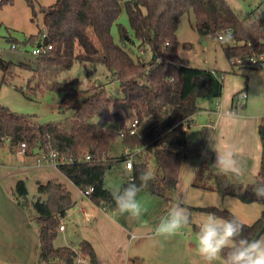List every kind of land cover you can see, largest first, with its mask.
Wrapping results in <instances>:
<instances>
[{"label":"trees","instance_id":"16d2710c","mask_svg":"<svg viewBox=\"0 0 264 264\" xmlns=\"http://www.w3.org/2000/svg\"><path fill=\"white\" fill-rule=\"evenodd\" d=\"M14 2L0 0V12ZM25 2L38 32L25 38L23 44L34 48L44 42L51 48L36 56V64L13 63L0 54L2 85H12L18 71L39 74L43 64L70 69L79 62L94 69L105 66L112 79L120 83L124 96L115 99L104 89L96 90L75 108L74 120L66 127L40 123L34 115L20 114L0 105V146L8 142L14 152L24 143L44 154L57 152L59 156H66L71 163L59 164L58 170L92 203L107 211L116 210L105 181L106 173L115 167L124 179L121 186L138 177L140 171L151 170L154 179L144 190L165 197L167 191L177 188L189 151L185 128H190L192 118L202 111L198 101L220 99L223 95L224 73L193 68L179 57L177 34L181 17L192 13L202 37L216 35L219 39L230 30L231 44L219 40L235 68L257 69L251 66L249 59L264 52V11L242 15L228 0H55L48 7L41 6L40 0ZM123 10L129 17L131 32L118 24ZM39 16H42L43 30L38 24ZM115 25L120 44L112 34ZM4 40L17 49L19 42L11 34ZM136 42L141 52L149 49L156 60L145 61L140 57L134 61L131 53ZM36 87V91L17 86L15 89L25 98L34 100L32 95L37 96L44 90L42 85ZM233 100L234 97L230 111ZM95 118L100 122H94ZM128 121L130 124L126 125ZM134 121L137 125L132 134ZM102 122L117 124L118 130L106 128ZM258 134L262 154L260 169L253 181L244 182L239 176L221 174L212 166L213 153L206 152L191 183L194 188L233 197L243 204L262 205V215L257 221L250 225L243 223L242 235L248 238L254 237L264 222V200H258L252 191L254 184L264 182V122L259 125ZM125 149L132 153L140 150L133 158L130 174L121 168L126 158ZM38 185V196L31 204L24 180L16 182L11 196L30 212V220L37 226L42 261L76 264L82 259L98 264L95 250L88 241H82L77 249L54 245L60 232V220L76 202L68 187L58 179ZM89 189H92L90 194ZM191 209L215 214L219 219L236 218L231 211L217 207Z\"/></svg>","mask_w":264,"mask_h":264},{"label":"rangeland","instance_id":"374dc122","mask_svg":"<svg viewBox=\"0 0 264 264\" xmlns=\"http://www.w3.org/2000/svg\"><path fill=\"white\" fill-rule=\"evenodd\" d=\"M52 2H54V0L40 1L41 6L45 7L51 6ZM228 2L232 8L242 15L254 11H264V0H228ZM9 16L14 19L16 14L8 13L7 17L9 18ZM39 18L38 24L43 30L42 16H39ZM30 23V29H24L22 32L12 31L11 28H9L11 26L6 22L0 23V54L6 60L12 61L13 63H37L38 58L31 53L32 47L23 44L25 38L31 36H29V34L36 33L37 35V24L33 22ZM118 24H121L126 30L131 32L129 17L125 10L122 11L118 19ZM10 34L19 42L17 49L12 48V44L4 40V38L7 36L9 37ZM112 34L115 42L120 44L119 31L116 25L112 29ZM177 35L179 41L178 55L184 63L193 68L224 73L223 95L220 99L201 98L198 101V105L202 108V112L193 118L192 127L187 131L189 151L181 168L178 186L173 190L167 191L165 197L154 196L146 190H142L138 195V199L147 209V213L139 223H147L149 230L154 229L159 216L163 213L164 205L169 200L179 197L184 202V205L189 208L191 213L190 223L174 235L161 237H164L160 242L161 253L163 256H170L178 260L192 259L195 264H204L195 251V245L199 224L208 214L191 208L217 207L219 209L229 210L235 216L239 214L242 219L250 217L252 212L248 210V204H238L237 201H235V203H223V205H221L222 207H219L217 203L214 204L215 201L218 202V199L211 196H218V193H205L191 186L193 170L195 167L197 168L199 162L197 159L203 154L204 147L209 144L214 134L212 129H203L202 127L207 124L210 125L211 121L213 124H216L215 120L220 113L230 112L232 98L237 93L246 90L248 94L246 106L237 113L234 112L243 122L237 123L234 126H229L228 128L222 125L220 130L231 133L230 146H232L234 150L236 147L240 148L243 146L245 150L250 151V156L256 162L257 168L258 164L260 168L261 143L258 134V125L264 122V91L259 92L255 87H250L249 81L255 83L258 74L264 71V64L258 69L233 67L231 61L226 57L222 49L221 41L216 35L202 37L199 34L195 24V17L192 13H186L181 17ZM185 45H189V48H186ZM131 57L134 61H138L140 57L142 60L150 61L151 58H153V54L149 49H145L144 52H141L139 43L136 42L132 47ZM44 60H46L45 57L43 58V61ZM17 73L19 75L12 82V85H2V76L0 74V105L6 106L12 111L20 114L34 115L40 123H54L62 127L70 125L75 117V108L81 105L96 90L104 89L115 99H122L124 96L120 83L112 79L111 74L103 65L94 69L88 64L76 62L70 69H63L54 66L45 67V64H43L39 74L31 73L27 70L18 71ZM241 79L244 81V84ZM37 84H39V86L42 85L44 90L39 92L37 96L32 95L34 100L25 98L20 91L15 89V86H17L26 90L36 91L38 89L36 87ZM258 118L259 123L256 125V119ZM94 122L99 123L100 121L98 118H95ZM101 124L106 128L115 131L118 130L117 124L107 122H102ZM129 124L130 121L126 123V125ZM196 124L203 125H199L200 128H195ZM204 130L208 131L209 136L207 138H205L203 134ZM220 138L221 137L218 135V139ZM29 147L30 146L27 145L28 149ZM37 154V150L34 149L33 155H28L27 157L25 155H19L16 152H12L10 144L6 142L3 146H0V164L10 167L11 173L14 170L21 171L23 169H31V166L36 165V159L38 158ZM121 168L124 171V165H122ZM151 168H153V166H151ZM37 172L47 176L50 180L58 179L71 191L76 205L69 210L64 222L60 220L59 224L62 225L64 223L67 232L65 234L58 232L54 245L56 247H75L76 243L74 239L76 235L74 231H83L85 227L91 226L90 223L87 222L88 219H86L83 210L90 214L91 210L96 206H94V203H91L88 196L74 186L73 183L54 166L40 167ZM125 173L130 174L129 172ZM6 177L7 176L3 175L4 179H6ZM239 177L244 182L250 181L243 175ZM22 180L27 184L29 192L27 200L31 204L38 196V183H46L47 181H42L38 179V177H27ZM105 181L106 187L112 192L121 186L124 179L118 168L115 167L106 173ZM218 197L221 199L220 196ZM23 211L30 219V212L24 209ZM118 217L120 219H127L126 216L120 214H118ZM89 220H91V218ZM255 221L256 219L252 223ZM91 222H93V220H91ZM137 223L131 222V225L136 226ZM78 246L79 243L77 244V247ZM168 246H170V248H168ZM171 247L173 255L171 253ZM39 252L40 251L35 250V254L37 255L30 264H45L40 256H38ZM80 260V263L83 264L84 260ZM86 264H89V262L87 261ZM215 264H223V259H218Z\"/></svg>","mask_w":264,"mask_h":264},{"label":"crops","instance_id":"0c3cea01","mask_svg":"<svg viewBox=\"0 0 264 264\" xmlns=\"http://www.w3.org/2000/svg\"><path fill=\"white\" fill-rule=\"evenodd\" d=\"M54 2H52V4ZM8 13L16 14L15 18L12 19L10 16L8 18ZM31 17V9L25 0H15L13 5L6 6L0 12V23L6 22L11 26L9 28H11L12 31L22 32L24 29H30V22H32ZM35 34L36 33H32L29 34V36ZM0 74L2 76L1 72ZM240 122H243V120L239 118L228 121L224 119L222 113H220L215 120L216 124H213L211 121L210 125L207 124L202 127L203 129H212L214 131L209 144L204 147V152L213 153L212 166L215 167L214 162L216 159V151L214 149L222 151L225 146H230L231 133L220 130L221 126L223 125L225 128H228L229 126H234ZM258 123L259 118L256 119V125ZM199 125L196 124L195 128H200ZM191 127L192 126H190L189 130ZM203 134L205 135V138L209 136L207 130H204ZM218 135L221 137L220 139H218ZM260 146L262 154V145L260 144ZM35 150H37L38 154L40 153L38 149ZM235 151L238 153L237 159L241 162L244 168L242 175L247 177L250 181H253L259 172V164L257 168L256 162L250 156L251 152L245 150L243 146L240 148L236 147ZM14 152L27 157L28 155H33L34 149L29 147L24 153H20L18 150ZM204 152L202 155L206 153ZM202 155L197 159L199 162L197 168L195 167L196 170L195 168L193 170V177L200 165L202 160L200 157H203ZM44 166L48 167L51 165L36 164L35 166H31V169H23L21 171L14 170L11 173L10 167L0 164V264H30L34 261L37 255L35 254V250L40 251L37 226L29 219L19 204L12 198L11 190L17 181L27 177H38V179L42 181L50 180L47 176L37 172L38 168ZM3 175L7 176L6 179L3 178ZM198 191H203L205 193L210 192L201 189H198ZM211 196L218 199V202L214 200V204L217 203L219 207H222L221 205H223V203H235V201H237L238 204H243L233 197H223L218 195L221 198L219 199L217 195ZM94 206L96 205L94 204ZM247 208L252 212V215L247 219H242L239 214H236L233 210L232 211L236 214L235 217L239 221L250 225L255 219L257 221L261 217L263 206L257 203H252L248 204ZM83 213L86 219H88L87 222L90 223L91 226L85 227L83 231H74L76 235L74 239L76 246L69 247L77 249L78 243L80 244L84 240L88 241L92 244L95 250L98 264H195L192 259L178 260L170 256H163L161 253L160 242L164 237H156L154 229L149 230L147 223L141 224L138 222L136 226L131 225V222L128 219H120L118 217L119 213L117 210L110 212L98 206L94 207L90 214L85 210H83ZM90 218L93 222L89 220ZM65 219L66 217L61 221L64 222ZM62 225H64V223ZM66 232L67 229L64 225V231H61L60 233L65 234ZM168 248H170V246H168ZM171 253L173 255L172 247ZM38 256H40V252L38 253ZM87 261L88 260H84V263L86 264Z\"/></svg>","mask_w":264,"mask_h":264},{"label":"clouds","instance_id":"9594fccd","mask_svg":"<svg viewBox=\"0 0 264 264\" xmlns=\"http://www.w3.org/2000/svg\"><path fill=\"white\" fill-rule=\"evenodd\" d=\"M259 14L257 22L259 21ZM231 34L226 39H231ZM242 83L244 81L241 79ZM250 87H255L259 92L264 91V71L258 74L255 83L249 81ZM224 119L232 121L238 119L236 113H222ZM216 151L215 167L221 174L240 176L244 172L237 153L232 146H225L221 151ZM139 180V183L136 180ZM154 179L151 170H142L138 177L130 179L125 186L112 191V199L118 213L133 223L141 222L147 209L138 199L139 193L149 186ZM253 194L258 200H264V182L254 184ZM191 213L189 208L179 198L169 200L163 208L155 224L156 237H167L176 234L190 223ZM245 225L237 218L219 219L215 214H208L199 224L196 237L195 251L204 264H215L218 259H223V264H264V232L252 238L243 236Z\"/></svg>","mask_w":264,"mask_h":264},{"label":"built area","instance_id":"2783aa9c","mask_svg":"<svg viewBox=\"0 0 264 264\" xmlns=\"http://www.w3.org/2000/svg\"><path fill=\"white\" fill-rule=\"evenodd\" d=\"M226 33L227 34L230 33L232 38L231 39H226V35H227L226 34L225 36L224 35L220 36L219 39L225 41L226 43L231 44L232 43V39H233L232 33H231L230 30H227ZM12 47L15 48V46H12ZM50 48H51V46H48V45H46L43 42L39 46H35L34 48H32V52L31 53L34 56H39L42 53H44L47 50H49ZM249 62L251 64V66L261 67L264 64V52L254 56L252 58H250ZM238 63H240V62L238 61ZM247 97H248V94H247L246 90L237 93L234 96V100H233V110L230 111V112H236L237 113L238 111L243 109L246 106ZM136 125H137V121H134L132 123V125H131V127H132L131 128V133L132 134L135 131ZM185 129L189 130L188 127H186ZM120 135L122 136L123 134L121 133ZM17 149H18V151L20 153H24L26 151V149H27V145L24 144V143L20 144L17 147ZM139 152H140V150L139 151L137 150V151L132 153L131 151L126 149V151H125L126 158H125V161H124V170L126 172L131 173V171L133 169V158ZM37 157H38L36 159V164L37 165H51V166L57 167L59 164H69V163H71V160L69 158H67L64 155L63 156H59L57 152H51L49 154H44V153L40 152ZM87 159H90V157H87ZM88 192H89V194L92 193V189H89ZM61 231H64V225H60V232ZM80 262H81V260L78 259L76 264L77 263L79 264ZM83 264H85V263L83 262Z\"/></svg>","mask_w":264,"mask_h":264},{"label":"water","instance_id":"95a60500","mask_svg":"<svg viewBox=\"0 0 264 264\" xmlns=\"http://www.w3.org/2000/svg\"><path fill=\"white\" fill-rule=\"evenodd\" d=\"M153 59L156 60V56H155V55H153ZM260 232H264V222H263V224L261 225V227H260V229L258 230V232L256 233V235H257L258 233H260ZM256 235H255V236H256Z\"/></svg>","mask_w":264,"mask_h":264}]
</instances>
